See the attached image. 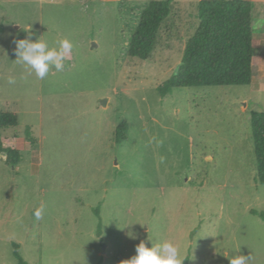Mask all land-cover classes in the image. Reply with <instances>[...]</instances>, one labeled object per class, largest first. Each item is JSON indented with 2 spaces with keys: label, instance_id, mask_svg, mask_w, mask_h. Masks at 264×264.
<instances>
[{
  "label": "rangeland",
  "instance_id": "obj_1",
  "mask_svg": "<svg viewBox=\"0 0 264 264\" xmlns=\"http://www.w3.org/2000/svg\"><path fill=\"white\" fill-rule=\"evenodd\" d=\"M152 1L0 0V112L19 116L2 142L21 157L13 166L0 153V264H19L14 244L28 264H121L149 239L176 244L183 264H229L234 254L264 264L251 129L252 112H264V0H245L251 85L165 97L201 0H173L151 58L133 59L128 46ZM29 31L50 47L73 44L64 71L41 80L16 62L14 39Z\"/></svg>",
  "mask_w": 264,
  "mask_h": 264
},
{
  "label": "trees",
  "instance_id": "obj_2",
  "mask_svg": "<svg viewBox=\"0 0 264 264\" xmlns=\"http://www.w3.org/2000/svg\"><path fill=\"white\" fill-rule=\"evenodd\" d=\"M173 0L152 1L139 18L128 46L133 59L148 61L155 49L162 24L172 10ZM253 4L245 0H201L198 27L188 41L182 62L174 76L159 88L162 97L173 89L193 87L249 86L253 78ZM19 125L16 113L0 112V153L16 166L21 157L2 142V131ZM251 129L257 168V181L264 186V112H252ZM126 125L115 131L117 141L126 140ZM29 136V133H27ZM264 222V214L252 211ZM14 244L19 264L26 263Z\"/></svg>",
  "mask_w": 264,
  "mask_h": 264
},
{
  "label": "clouds",
  "instance_id": "obj_3",
  "mask_svg": "<svg viewBox=\"0 0 264 264\" xmlns=\"http://www.w3.org/2000/svg\"><path fill=\"white\" fill-rule=\"evenodd\" d=\"M34 35L29 31L25 39H14L16 62L23 65L29 75L34 74L41 80L49 74L53 67L57 72L64 71L65 59L71 53L73 44L68 39H63L57 41L55 46L50 47L43 36H38L33 41L32 36ZM8 82L14 84L15 79L10 77ZM43 211L44 205L41 204L34 212L35 217L40 219ZM129 235L132 236L131 233ZM149 241H151V247L147 242L141 241L136 246V254L123 260L121 264H183L184 261H181L179 248L176 244L168 240L156 243L151 239ZM225 257L228 258L229 264H249L251 260V257L237 254Z\"/></svg>",
  "mask_w": 264,
  "mask_h": 264
}]
</instances>
